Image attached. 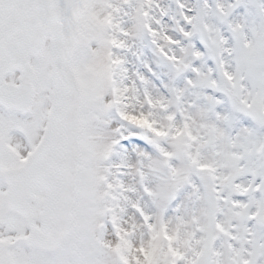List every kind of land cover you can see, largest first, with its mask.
<instances>
[{
    "label": "snow or ice",
    "instance_id": "6c2138e0",
    "mask_svg": "<svg viewBox=\"0 0 264 264\" xmlns=\"http://www.w3.org/2000/svg\"><path fill=\"white\" fill-rule=\"evenodd\" d=\"M0 264H264V0H0Z\"/></svg>",
    "mask_w": 264,
    "mask_h": 264
}]
</instances>
